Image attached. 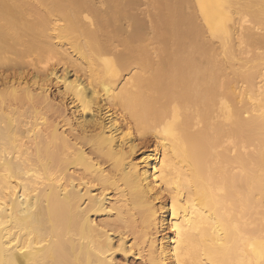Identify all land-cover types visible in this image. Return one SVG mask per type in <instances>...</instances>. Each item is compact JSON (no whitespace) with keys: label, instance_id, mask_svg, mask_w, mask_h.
Here are the masks:
<instances>
[{"label":"bare ground","instance_id":"6f19581e","mask_svg":"<svg viewBox=\"0 0 264 264\" xmlns=\"http://www.w3.org/2000/svg\"><path fill=\"white\" fill-rule=\"evenodd\" d=\"M136 1L0 0V264H264V0Z\"/></svg>","mask_w":264,"mask_h":264},{"label":"rangeland","instance_id":"374dc122","mask_svg":"<svg viewBox=\"0 0 264 264\" xmlns=\"http://www.w3.org/2000/svg\"><path fill=\"white\" fill-rule=\"evenodd\" d=\"M145 0H140V1H136V8H135V11L140 14V10L141 12L145 9V5L142 6V4H144ZM137 3L139 4L138 7L137 6ZM142 3V4H141ZM140 10H139V9ZM142 17V15H138V17ZM140 17V18H141ZM127 77V76H126ZM57 87H55V85H49L46 89V95H47V98H48V103L52 106V107H60L61 105V109H63V113L67 116V117H70L71 115V108L69 107L68 105V102L66 100H61V98L59 97L58 93H57ZM37 93V92H35ZM65 111V112H64ZM159 205L160 204H156V207L159 208ZM96 217H93V219L95 220V223L98 224L99 221H103L102 219L104 220H107V216L104 214H98V215H95ZM106 218V219H105ZM97 221V222H96ZM106 229V228H105ZM117 240V239H114V241ZM132 240L129 238L127 243H126V246L129 247L130 244H132L131 242ZM116 242V241H115ZM126 251V252H125ZM125 251H118L116 250V252L114 253V263L115 264H147V261L145 260V258L143 256H145L146 254L143 252L141 253V255H136V252H135V249H133L130 253L127 252V250Z\"/></svg>","mask_w":264,"mask_h":264}]
</instances>
